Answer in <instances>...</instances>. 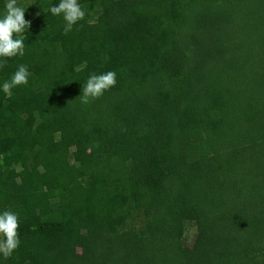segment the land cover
<instances>
[{"label":"trees","instance_id":"16d2710c","mask_svg":"<svg viewBox=\"0 0 264 264\" xmlns=\"http://www.w3.org/2000/svg\"><path fill=\"white\" fill-rule=\"evenodd\" d=\"M24 2V55L0 58V210L24 215L0 264H264V0H78L67 34L59 0Z\"/></svg>","mask_w":264,"mask_h":264},{"label":"clouds","instance_id":"9594fccd","mask_svg":"<svg viewBox=\"0 0 264 264\" xmlns=\"http://www.w3.org/2000/svg\"><path fill=\"white\" fill-rule=\"evenodd\" d=\"M54 16L63 14L65 20L64 34L72 31L73 26L85 18V10L78 0H59V3L50 7ZM25 7L18 4V0H7L5 13L0 18V58H11L23 56L25 51L24 36L25 30L29 29L31 21L25 19ZM6 60L0 61V67H4ZM31 73L28 66L21 64L12 75L10 80L3 83V92L12 94V89L28 83ZM117 74L115 71L106 73L90 74L83 85L80 101L89 104L100 98L104 92L116 85ZM19 218L18 214L6 210L0 214V254L4 258L11 256L12 252L19 247Z\"/></svg>","mask_w":264,"mask_h":264},{"label":"rangeland","instance_id":"374dc122","mask_svg":"<svg viewBox=\"0 0 264 264\" xmlns=\"http://www.w3.org/2000/svg\"><path fill=\"white\" fill-rule=\"evenodd\" d=\"M22 6L25 7V13L29 14V15H35L36 14V11H34L31 7V5L29 3H26L24 2L23 4H21ZM87 9L91 10L90 9V6L87 7ZM73 150H79V151H83L85 150V148L81 145V144H78L75 149ZM0 163H1V160H0ZM18 181V180H17ZM6 210H9V211H12L16 214H18V218L19 220L21 219V217L24 215V209L22 206H15V205H8L6 204L1 210H0V214H2L4 211ZM136 226L138 225V223L135 224ZM128 227H131V224H128L126 226V228ZM138 227V226H137ZM196 227H195V224L193 222H186L184 224V237H183V241L184 243L187 245V246H192L195 242V239H196ZM74 255L75 256H78V255H81L82 254V248L80 246H76L74 245ZM26 264V263H25Z\"/></svg>","mask_w":264,"mask_h":264}]
</instances>
